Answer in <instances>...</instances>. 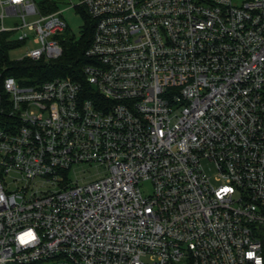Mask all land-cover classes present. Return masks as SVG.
Instances as JSON below:
<instances>
[{
  "label": "built area",
  "instance_id": "2783aa9c",
  "mask_svg": "<svg viewBox=\"0 0 264 264\" xmlns=\"http://www.w3.org/2000/svg\"><path fill=\"white\" fill-rule=\"evenodd\" d=\"M78 7L95 21L83 80L4 82L0 264H264V0ZM0 11V33L36 35L23 59L63 55V11L34 0ZM7 15L23 24L6 29ZM84 165L105 174L71 183ZM12 176L27 185L10 191Z\"/></svg>",
  "mask_w": 264,
  "mask_h": 264
},
{
  "label": "trees",
  "instance_id": "16d2710c",
  "mask_svg": "<svg viewBox=\"0 0 264 264\" xmlns=\"http://www.w3.org/2000/svg\"><path fill=\"white\" fill-rule=\"evenodd\" d=\"M43 15L55 13L59 10L56 2L43 0L38 4ZM81 12L84 27L80 36H76L69 26L64 34L59 37L63 48V55L55 61L22 59L14 61L10 58V51L18 48L22 43L12 41L10 38L15 32L0 33V42L3 45V53L0 59V124L9 120L11 111L10 95L5 90L4 82L8 77H14L24 85H38L59 77H72L76 81H82L83 67L88 64L85 52L91 46L95 31V21L91 18L85 7H78ZM264 250V230L259 234Z\"/></svg>",
  "mask_w": 264,
  "mask_h": 264
},
{
  "label": "rangeland",
  "instance_id": "374dc122",
  "mask_svg": "<svg viewBox=\"0 0 264 264\" xmlns=\"http://www.w3.org/2000/svg\"><path fill=\"white\" fill-rule=\"evenodd\" d=\"M38 5L43 0H34ZM57 3L59 10L63 11L64 18L66 19L68 25L71 28V31L76 35L80 36L81 31L84 27V20L82 17L81 12H79L76 8L80 4V0H52ZM1 14V11H0ZM39 19V16H31L28 17L27 22L29 24L35 23ZM22 19L19 16H6L3 21V26L6 29H14L18 25H22ZM29 40L26 44L21 45L18 48H14L10 51L9 55L10 58L14 61L22 60L27 52L40 49L41 46L36 44V35L33 32H28ZM18 36L14 35L12 41H17ZM205 170L208 172L210 176L213 178L215 177V168L211 164H207L206 162L203 163ZM105 174V169L101 166H80L69 173L68 180L75 184L78 182L79 185L84 183H89L96 181L99 177ZM9 190L12 192L18 191L22 187L27 185L26 182L22 181L18 176H12L11 178H5ZM15 180H18L15 182ZM50 187V188H49ZM144 193H149L151 191V185L149 183L142 186ZM51 190L52 192L57 191V188L54 186L42 185L40 191H48ZM39 264H61L57 260H51L47 263H39Z\"/></svg>",
  "mask_w": 264,
  "mask_h": 264
},
{
  "label": "snow or ice",
  "instance_id": "6c2138e0",
  "mask_svg": "<svg viewBox=\"0 0 264 264\" xmlns=\"http://www.w3.org/2000/svg\"><path fill=\"white\" fill-rule=\"evenodd\" d=\"M26 236L29 237V238H34V237H32V234H31V233H27ZM24 238H25V237L22 236V238H21L22 243H27L28 240H27V239H24ZM249 255H252V254L250 253Z\"/></svg>",
  "mask_w": 264,
  "mask_h": 264
},
{
  "label": "clouds",
  "instance_id": "9594fccd",
  "mask_svg": "<svg viewBox=\"0 0 264 264\" xmlns=\"http://www.w3.org/2000/svg\"><path fill=\"white\" fill-rule=\"evenodd\" d=\"M0 199H2V197H0ZM21 238H22V237H20V242L22 243ZM24 239H26V238H24ZM249 256L251 257V255H249ZM256 264H261V261H260L259 258H257V260H256Z\"/></svg>",
  "mask_w": 264,
  "mask_h": 264
},
{
  "label": "crops",
  "instance_id": "0c3cea01",
  "mask_svg": "<svg viewBox=\"0 0 264 264\" xmlns=\"http://www.w3.org/2000/svg\"><path fill=\"white\" fill-rule=\"evenodd\" d=\"M9 16H14V15H9ZM16 35L15 33L13 34V36ZM13 36L10 38L12 40Z\"/></svg>",
  "mask_w": 264,
  "mask_h": 264
}]
</instances>
